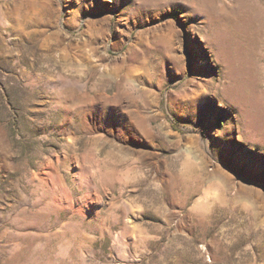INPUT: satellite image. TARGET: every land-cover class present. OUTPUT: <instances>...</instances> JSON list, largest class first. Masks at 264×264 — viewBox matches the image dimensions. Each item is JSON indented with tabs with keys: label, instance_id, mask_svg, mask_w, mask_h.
Segmentation results:
<instances>
[{
	"label": "rangeland",
	"instance_id": "374dc122",
	"mask_svg": "<svg viewBox=\"0 0 264 264\" xmlns=\"http://www.w3.org/2000/svg\"><path fill=\"white\" fill-rule=\"evenodd\" d=\"M0 264H264V0H0Z\"/></svg>",
	"mask_w": 264,
	"mask_h": 264
}]
</instances>
